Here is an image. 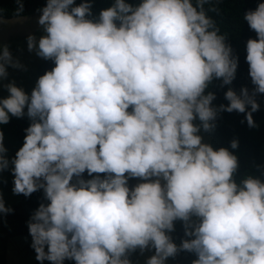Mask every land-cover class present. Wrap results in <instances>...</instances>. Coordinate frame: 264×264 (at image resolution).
Here are the masks:
<instances>
[{
    "label": "clouds",
    "instance_id": "1",
    "mask_svg": "<svg viewBox=\"0 0 264 264\" xmlns=\"http://www.w3.org/2000/svg\"><path fill=\"white\" fill-rule=\"evenodd\" d=\"M205 3L115 0L97 19H88L90 3L75 0H47L40 10L44 35H30L28 50L55 66L30 95L12 82L0 99V125L31 121L11 160L12 191L29 197L42 189L49 201L27 225L39 264H131L137 249L154 250L146 264H166L179 251L194 253L192 264H264V180L237 183L238 157L199 135L221 112L244 113L256 127L264 3L243 16L257 35L246 43L255 87L251 94L229 88L228 105L219 107L206 90L213 80L231 85L239 58ZM16 5L19 15L22 0ZM9 67L21 65L4 45L0 81ZM3 141L0 131V171L9 167ZM85 172L93 178L80 179ZM132 178L145 182L130 189ZM12 212L0 198V213ZM176 221L191 238L179 246L169 235Z\"/></svg>",
    "mask_w": 264,
    "mask_h": 264
},
{
    "label": "trees",
    "instance_id": "2",
    "mask_svg": "<svg viewBox=\"0 0 264 264\" xmlns=\"http://www.w3.org/2000/svg\"><path fill=\"white\" fill-rule=\"evenodd\" d=\"M125 2L136 6L141 3V0H125ZM22 3L24 5L23 12L17 15L16 0H0V18L11 20L35 16L46 6L47 0H22ZM81 3H90L92 5V16L88 19H97L99 13L111 7L115 0H77L75 6ZM259 3H264V0H207L204 5L205 11L216 22L220 33L227 37L226 43L232 48L233 55L239 58L236 78L231 85H222V80H213L206 90V93L211 92L216 97L213 101L214 107H219L221 104L228 105L225 93L229 88L237 94L240 93L242 88H247L251 94L255 87L251 82L249 65L246 62V43L249 39H256L257 35L243 20V16L250 10L254 11ZM9 50L13 55V51L10 48ZM54 66V63L48 60L39 66L38 74L42 76L45 72L51 71ZM256 101L260 105L259 111L253 113L256 127L250 128L248 126L244 113L233 111L232 113H219L215 121L216 127L211 132H204L201 129L211 138L210 145L214 149L228 148L238 157L239 168L234 177L237 183L249 176L264 180V174H262L264 173V167H261L264 166V94H258ZM250 110L249 106L246 111ZM195 123L199 124V121L197 120ZM30 124L31 121L26 115L23 118L11 117L8 124L0 125V131L4 135L16 137L24 143L25 129ZM233 140L239 142V146L235 150L230 148ZM99 175L103 177L105 174ZM92 178L88 176L87 172L80 177L84 180ZM76 179L74 177L72 182L75 183ZM130 185L128 183V186ZM48 203L49 201L45 199L44 192L41 189L29 197L20 194L19 202L7 206L13 209L12 213L7 215L0 213V264H7L10 240L19 237H31L27 227L28 222L41 204L47 205ZM172 232L177 237L179 245L182 240L191 239L185 236L183 223H177ZM180 253L184 256L192 254L187 251H180ZM48 263V261H44V264ZM74 263V261L69 260L67 264Z\"/></svg>",
    "mask_w": 264,
    "mask_h": 264
},
{
    "label": "rangeland",
    "instance_id": "3",
    "mask_svg": "<svg viewBox=\"0 0 264 264\" xmlns=\"http://www.w3.org/2000/svg\"><path fill=\"white\" fill-rule=\"evenodd\" d=\"M77 0H75V6ZM41 11L35 16L23 17L16 19H3L0 18V47L7 45L13 51L14 60L18 61L21 65L20 68L9 67L7 69L8 77L6 80L0 81V99L6 98L8 92L4 85L14 82L19 88H22L28 95L31 94L33 88L40 75L38 74V68L41 64L48 60L36 55L35 51L29 52L27 45V38L32 35L37 40L44 35L42 26L38 24ZM27 110L25 109V112ZM27 116V115H26ZM202 136V142L205 144H211V138L208 137L203 131L199 133ZM4 147L7 149L6 157L9 160V167L7 170L0 171V198L3 199L5 207L16 204L20 201V195L13 193L14 187L12 175L13 165L11 160L15 158L16 152L23 146V143L16 137L4 135L3 141ZM138 178L130 182L129 188H134L138 183H142ZM195 220V218H193ZM178 224L183 223L176 221ZM177 223L174 224V228ZM174 243L179 246V241L174 232L169 233ZM31 237L14 238L10 240L8 246V259L7 264H37L36 253L31 248ZM154 255V250L145 251L141 254L137 249L134 253H131L129 259L131 264H146V261ZM196 259L194 253L184 256L180 251L175 257H170L166 264H192ZM69 260H65L64 264H67ZM50 264V262L48 263ZM75 264V263H74Z\"/></svg>",
    "mask_w": 264,
    "mask_h": 264
},
{
    "label": "crops",
    "instance_id": "4",
    "mask_svg": "<svg viewBox=\"0 0 264 264\" xmlns=\"http://www.w3.org/2000/svg\"><path fill=\"white\" fill-rule=\"evenodd\" d=\"M134 180H135V178L129 179L128 183H130L131 181H134Z\"/></svg>",
    "mask_w": 264,
    "mask_h": 264
}]
</instances>
